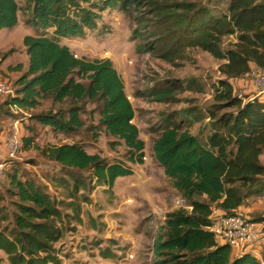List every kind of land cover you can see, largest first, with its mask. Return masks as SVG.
<instances>
[{"label": "trees", "instance_id": "obj_1", "mask_svg": "<svg viewBox=\"0 0 264 264\" xmlns=\"http://www.w3.org/2000/svg\"><path fill=\"white\" fill-rule=\"evenodd\" d=\"M108 10L137 14L133 37L142 40L143 51L162 60L174 62L186 50L197 48L224 61L219 70L225 78L218 83L216 104L208 110L206 138L191 132L202 116L195 110L166 116L155 132L154 158L190 210L170 212L159 224L151 264L264 263V255H237L208 229L215 211L242 214L240 210L250 199L264 197L260 159L264 98L239 97L232 83L246 78L252 66L264 70V0H0V30L17 27L23 16L36 33L23 40L28 67L0 107V118L12 109L29 114L51 99L67 104V109L29 114V118L55 134L69 137L91 131L97 140L100 131L87 127L82 118L86 104L97 103L98 126L125 143L132 164H143L145 142L133 123L135 110L113 63L78 58L62 43L97 30ZM232 36L237 42L224 50V38ZM18 71H23L22 66ZM187 88L195 89L196 83L189 82ZM178 91H184V84L171 80L151 95L157 101H168ZM27 131L35 133L34 127L27 126ZM22 141L25 150L38 151L61 169L66 177L52 181L70 187L69 198L74 201L81 192L90 195L94 191L93 181L111 191L118 179L133 175L122 162L109 164L89 154L82 141L40 146L34 135ZM0 162L12 167L10 160ZM12 170L5 174L11 200L6 203L0 196V264H4L1 253L10 264H61L55 251L64 234L59 225L64 221L60 202L51 197L47 185L24 177L19 167ZM251 220L260 225L263 221Z\"/></svg>", "mask_w": 264, "mask_h": 264}, {"label": "rangeland", "instance_id": "obj_2", "mask_svg": "<svg viewBox=\"0 0 264 264\" xmlns=\"http://www.w3.org/2000/svg\"><path fill=\"white\" fill-rule=\"evenodd\" d=\"M136 15L108 10L97 30L88 31L85 38L65 39L62 43L69 46L78 58L110 60L113 63L135 110L133 123L139 129L140 139L145 142L143 164H132L125 143L108 136L105 129L98 126L100 104L97 103L86 104L82 116L87 127H97L100 131L97 140L92 138L91 131L69 137L55 134L29 118V114L67 109V104H58L51 99L44 100L40 108L29 114L12 109L11 114L0 118V161L10 160L12 167L24 171L21 175L47 185L51 197L60 202L64 221L59 225L64 228V234L55 245V251L61 264H151L153 239L159 224L170 212L180 208L190 210L154 158L155 132L166 116L175 117L183 110H195L202 116L193 123L191 132L206 138L210 130L208 110L216 104L218 83L225 78L219 70L224 61L197 48L186 50L174 62L143 51L142 40L133 37L137 27ZM24 20L21 16L17 27L0 30V81L10 89L8 94L0 95V107L15 91L17 80L28 67L29 58L23 40L36 33ZM236 42L233 36L224 38L222 48L230 49ZM20 66L22 72L18 71ZM171 80L183 83L184 91H178L168 101H157L151 91L163 88ZM191 81L196 83V88L188 90L187 85ZM232 83L238 96L261 95L248 76ZM14 126L18 127L22 138L34 135L40 146L82 141L89 154L98 155L109 164L122 162L132 169L133 175L118 179L111 191L93 181L95 189L90 195L81 192L75 201L71 200L70 187L52 181L54 177L65 174L41 153L23 147L13 158L7 156L5 139ZM27 126L34 127L35 133L27 131ZM260 159L264 164V153ZM12 167H5L0 175V196L6 203L11 200L7 193L11 185L5 174L6 171L12 172ZM243 214L251 219H263L261 227L264 230V197L250 199ZM260 254L264 255V250ZM1 255L4 264H10L7 256Z\"/></svg>", "mask_w": 264, "mask_h": 264}, {"label": "built area", "instance_id": "obj_3", "mask_svg": "<svg viewBox=\"0 0 264 264\" xmlns=\"http://www.w3.org/2000/svg\"><path fill=\"white\" fill-rule=\"evenodd\" d=\"M256 91L264 94V70L252 66L248 74ZM9 86L0 81V95L8 94ZM239 97H242L239 94ZM23 148V141L17 126L6 135L5 149L9 158H13ZM5 164L0 162V175ZM213 221L208 228L220 244L230 245L237 255L252 253L260 258V251L264 250V230L260 224L253 222L244 214L224 215L215 211ZM131 260L134 257H130ZM264 264V263H262Z\"/></svg>", "mask_w": 264, "mask_h": 264}, {"label": "crops", "instance_id": "obj_4", "mask_svg": "<svg viewBox=\"0 0 264 264\" xmlns=\"http://www.w3.org/2000/svg\"><path fill=\"white\" fill-rule=\"evenodd\" d=\"M259 97H261V98L263 99V98H264V95L261 94V95H259ZM240 212L243 214V212H244V208L241 209ZM249 218H250V217H249Z\"/></svg>", "mask_w": 264, "mask_h": 264}]
</instances>
